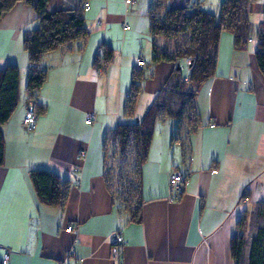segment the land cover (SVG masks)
Listing matches in <instances>:
<instances>
[{"label": "crops", "instance_id": "obj_1", "mask_svg": "<svg viewBox=\"0 0 264 264\" xmlns=\"http://www.w3.org/2000/svg\"><path fill=\"white\" fill-rule=\"evenodd\" d=\"M86 1L90 35L84 48L72 44L42 58L47 79L36 100L45 111L32 131L23 126L28 69L23 36L36 25L35 12L18 2L0 21V68L9 63L20 68V103L2 126L0 264L4 257L9 264H111V234L116 229H122L125 240L122 264H237L231 241L239 234L238 221L264 202V75L255 56L264 0L250 5L252 32L245 47H235L231 33L221 34L215 74L195 96L200 124L189 135L182 166L168 160L176 121L168 122L158 136L155 130L142 170L141 222L121 213L107 189L102 142L109 129L125 120L122 109L133 71L140 68L137 59L145 60V72L151 61L152 0H135L131 6L124 0ZM190 1L168 0V5ZM198 1L217 14L223 0ZM79 3L49 0L47 8ZM102 43L112 48L113 60L99 69L94 59ZM163 62L171 63L162 61L147 69L151 76L143 80L131 121L142 118L174 69ZM157 70L162 76L145 100ZM91 111L95 118L87 123ZM82 150L86 155L80 158ZM76 165L81 168L78 184L72 181ZM34 168H47L70 180L63 208L39 201L30 179ZM175 170L182 171L186 180L179 196L170 200ZM70 225L72 230H67Z\"/></svg>", "mask_w": 264, "mask_h": 264}, {"label": "trees", "instance_id": "obj_2", "mask_svg": "<svg viewBox=\"0 0 264 264\" xmlns=\"http://www.w3.org/2000/svg\"><path fill=\"white\" fill-rule=\"evenodd\" d=\"M49 0H0V21L18 2L30 5L36 25L23 36L28 55L25 84L27 101L37 99L47 79V69L40 63L45 54L76 44L82 50L90 31L85 25L86 0L78 6L47 8ZM254 0H223L219 12L201 7V1L171 7L168 0H152L148 9L149 32L153 37L151 64H177L146 108L141 119L119 122L103 138L104 178L108 191L121 213L130 221L143 219L142 170L148 160L158 120L170 117L176 121L171 145L176 142L183 159L189 152V135L200 124L195 96L199 88L215 74L217 52L223 31L232 34L234 45L243 48L251 37L250 5ZM89 2V1H88ZM90 4V3H89ZM256 61L264 75V19L257 27ZM194 58L183 73V57ZM113 60V50L106 43L99 46L95 65L102 69ZM133 71L130 91L124 99L122 115L132 118L138 96L147 76L144 67ZM20 68L9 63L0 68V167L5 159L2 126L20 103ZM45 111L38 104V117ZM37 117V121H38ZM30 179L39 201L63 208L68 200L71 182L47 168H34ZM245 193L243 196H245ZM239 234L231 241V253L237 264H264V202L246 211L238 221Z\"/></svg>", "mask_w": 264, "mask_h": 264}, {"label": "built area", "instance_id": "obj_3", "mask_svg": "<svg viewBox=\"0 0 264 264\" xmlns=\"http://www.w3.org/2000/svg\"><path fill=\"white\" fill-rule=\"evenodd\" d=\"M126 6H131L135 0H124ZM86 8L89 7V2L86 1ZM194 58L192 56L183 57L181 65L184 66L187 71L191 68ZM137 65L143 66L145 65V60L143 58L137 59ZM38 101L36 99H29L26 103V112L23 118V126L27 131H32L37 127V117H38ZM95 113L93 111L87 113L86 122L90 123L94 120ZM86 155V151L82 150L79 154V157L82 158ZM80 174L81 168L79 166H74L73 168V176L72 181L74 184H78L80 182ZM186 180L185 174H183L180 170H175L170 177V193L168 198L170 200H174L179 196L182 191V183ZM72 225L68 226L67 230H72ZM125 243L122 229H116L111 234V252H110V260L111 264H122V247ZM1 264H9V258L4 257L2 259Z\"/></svg>", "mask_w": 264, "mask_h": 264}, {"label": "rangeland", "instance_id": "obj_4", "mask_svg": "<svg viewBox=\"0 0 264 264\" xmlns=\"http://www.w3.org/2000/svg\"><path fill=\"white\" fill-rule=\"evenodd\" d=\"M56 1L55 0H51V4L52 3L55 4ZM253 38L256 40V35H254ZM161 64H170L171 66H173V68H175V64L172 63V62L171 63H165V62H163ZM150 66H155V65L154 64H151V61H150L149 64L147 65V67H146V72H147V69L150 68ZM152 69H154V68L152 67ZM182 71H183V73H186L187 72V69L185 67H183L182 68ZM150 76H151V72H149V75L147 74V77L148 78H150ZM161 76H162V73L160 72V70H157L155 80L148 83V86H147V89H146V92H145L146 97H144L145 100L150 97V93L152 91L153 84L156 82V79L159 80L161 78ZM143 92H144V90H143ZM130 119L131 118H125V120L124 121L122 120L121 122H130L131 121ZM171 121H173L174 124H175V120L172 119V118H170V117H167V118H164V119H161V120H158L157 121L156 127H155L157 136L162 133L163 129L166 128V125L168 124V122H171ZM174 127H175V125H174ZM173 132L174 131H172L171 133H173ZM170 139H171V136H170ZM168 146H169V150H168V155H169L168 156V160H170L172 163L174 162L177 165L182 166L183 165V160H182L181 149H180L179 144L176 142L175 144L171 145V140H170Z\"/></svg>", "mask_w": 264, "mask_h": 264}]
</instances>
